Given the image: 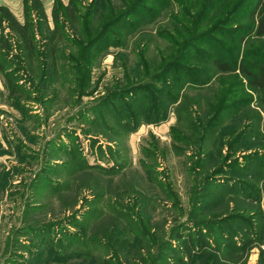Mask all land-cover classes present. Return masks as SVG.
I'll list each match as a JSON object with an SVG mask.
<instances>
[{"label":"rangeland","instance_id":"1","mask_svg":"<svg viewBox=\"0 0 264 264\" xmlns=\"http://www.w3.org/2000/svg\"><path fill=\"white\" fill-rule=\"evenodd\" d=\"M172 1L171 7L162 10L152 6L154 0H144L141 8L101 31V40L93 45L92 53L87 46L77 49L71 40L60 39L56 72H46L47 76L41 36L35 37L33 55L20 45L16 35H9L8 28H0V264H106L103 258L111 260L107 264H147V248L143 242L137 243L134 232L141 222L133 225L134 230L121 219L115 220L109 207V197L115 192L125 193L131 185L136 190L120 195L132 201L140 194L134 210L144 212L143 217L148 213L151 230L160 234L161 228L187 221L188 227L180 231L190 238L202 229L207 249L189 264H216L214 259L222 264H264V111L245 87V79L214 71L207 84L182 90L157 122H145L140 117L138 123L142 122L128 131L119 126L120 120H125L130 127L132 119L124 112H119L120 120H114L121 103L110 98V91L124 83L125 69L135 67L139 50L146 48V57L152 61L167 49L159 33L172 32L171 13L179 11V1L205 5L206 10L209 8L207 16H214L221 8L229 12L234 9L237 14L253 3ZM55 2L64 12L62 6L68 0H42L51 27ZM90 2L79 0V11L85 14ZM143 8L159 9L160 13L140 21L149 15ZM95 13L106 18L110 11L100 8ZM244 14L232 15L228 35L238 38V57L245 50L262 56L264 43L254 41L252 33L244 30ZM131 22L138 27L124 31ZM9 36L8 45L3 44ZM75 36L81 38L77 33ZM114 37H120L123 44L104 48ZM224 44L230 51L234 45ZM193 47L200 48L196 43ZM75 54L79 55L78 69L72 68ZM5 79L13 92L7 90ZM248 98L252 100L245 109L259 113V119L244 144L250 143L255 149L244 153L236 150L230 160L225 159L226 147L220 144L224 138L219 136L246 130V123L236 122L235 115L243 106L236 101ZM220 106L227 109L202 142L203 147L197 144L189 148L188 141L195 142L198 136L192 122L198 125L208 120ZM236 107L239 109L234 112ZM243 154L256 158L250 160ZM248 166L257 171L256 177L245 174ZM155 177L171 184L181 207H172L174 202L167 200ZM251 188L259 190L255 199L244 198L241 193ZM232 216L253 218L248 224L250 230ZM202 221L222 222L213 231ZM112 230L121 233L116 240L110 238ZM250 238L254 239L251 244ZM171 243L178 251H166L157 264L186 261L183 240L172 239Z\"/></svg>","mask_w":264,"mask_h":264},{"label":"trees","instance_id":"2","mask_svg":"<svg viewBox=\"0 0 264 264\" xmlns=\"http://www.w3.org/2000/svg\"><path fill=\"white\" fill-rule=\"evenodd\" d=\"M154 1L155 3L152 6H159V9L162 8V10L168 9L169 6L171 7L173 5L172 0ZM252 1L253 3L247 11L240 9L236 14L232 8L230 12L225 8H221L214 16H207V10L209 11V8L206 10V6L198 2L195 4L185 1L177 2L180 7L179 11L171 13L172 32L163 31L159 33L165 42H167V49L161 52L158 59L152 61L146 57V48L139 50L137 54L138 62L135 67L125 69L124 83L119 86H114V89L110 91V98L117 99L121 103V108L115 111L114 120H120L118 117L120 115L119 112L121 114L124 112L126 116L132 119L130 127H128L125 120H120L122 124L117 122L119 126L126 128L128 131H132L136 128L137 124L142 122L139 121L138 123L140 117L145 122H149V120L157 122L163 119L168 106L180 98L179 93L182 90L200 88L207 84L210 81L211 73L214 71L235 74L245 79L243 82L245 87L254 93L256 105L264 111V55L253 56L245 50L238 57L240 53L238 38L230 37L228 35L229 31L227 30V27L232 22V15L241 17V13L245 12V24L248 26H244V30L252 33L254 41L259 40L264 43V0ZM141 2H144V0H91L85 14L81 13L78 9L77 3H79V0H68L67 4L62 6L64 12L60 10L59 3L55 2L52 7L53 27H51L41 0H23L24 20L22 23L17 20L8 7L0 5V28H8L9 35H16L20 40V45L33 55L36 52L35 37L37 34L41 36L45 47L46 61L44 68L45 75L47 76L46 72L50 74L56 72L60 39L71 40L73 46L77 49L87 46L88 52L92 53L94 49L93 45L101 40L99 39L101 31L116 25L125 14L128 15L137 8H141ZM100 8L108 9L110 14L106 18L104 15H97L99 11L97 13L95 12ZM159 9H144L149 15H147L148 17L141 18L140 21L145 18L148 21L152 17H155L160 13ZM32 12L34 13V17L32 16ZM218 13L224 14L222 17H218ZM208 20H211L209 21L210 23H206ZM203 24H207L205 25L206 27ZM137 27V23L131 22L128 23V29L124 31H130ZM76 33L81 35V38H76ZM210 33L211 35H208ZM9 40L10 36L3 40V44L8 45ZM224 41L228 44H234L233 47H230L232 49L231 51L228 49V45L224 44ZM111 42L105 45L104 48L108 45L123 44L120 37H114ZM195 43L199 44L200 48L193 47ZM78 56L75 54L72 57L73 59L71 58L74 64L72 68L78 69L80 66ZM251 58H255L254 61ZM0 70H3L1 63ZM5 86L7 90L10 89L6 79ZM10 91L13 92L11 89ZM138 94L141 96L138 97ZM128 97H132V101H129ZM251 100L252 98H248V100L242 101L248 103ZM243 102L236 101V104L241 103L243 106L235 115L237 117H235V121L243 124L246 123V130L231 135L232 132H235V130H232L226 136L223 134L219 136V139L224 138L220 144L226 147V155L223 156L225 159L230 160L236 150L244 153L255 149L250 143H244L246 141L249 142L250 133L255 130L259 113H253V109H250L251 111L248 112L245 108H249V103L245 104ZM239 107H236L234 112H237ZM225 108L227 109L225 106H220L218 110L215 109L213 116L208 120H204V122L201 121V124L198 123L196 125V123L192 122L194 132L196 130L198 136L195 135V142L189 143L188 141L187 146L189 148L197 146V144L199 148L203 147L202 142L210 135L211 130L215 127L216 121L220 120L221 113ZM228 108L231 109V106H228ZM203 154L205 153L201 152V155ZM242 156L244 158L248 157L250 160L256 158L249 154H243ZM144 165L149 169L151 168V171H155L153 167ZM261 167H264V163L261 164ZM245 174L250 177H256L257 171L252 166H248L246 167ZM155 180L162 187L165 194H167L165 196L169 198L167 200L174 202L172 207L177 209L180 206V202L175 197L171 189V184L169 182H163L159 178L157 179V177H155ZM129 189L133 191L134 189L136 190V187L134 185L128 186L125 193L119 192L116 194L115 192L114 197L110 196L109 207L114 211V219L116 216L115 220L118 221L121 219V222L123 221L127 226L133 227L134 230L136 227L133 225L140 224L141 222L139 225L140 228H136L134 232L138 240L137 243L143 242L144 247L147 248V264H154L155 262L157 264L168 250L178 251V248L172 245V239L183 240L184 247L182 248V252L186 256V261L180 259L179 262H183L181 264H189L195 258L197 259L202 256V250H206L208 244L207 237L201 231L202 229H199L198 234L193 237L185 238L180 230L188 227V223L187 221H181L175 223V225H170L166 229L161 228L160 234L156 233L150 229V216L148 213H145L143 217L144 212L134 210L139 205L140 194L133 197L132 201L124 198L125 195L127 196L131 192ZM255 193H259V190L251 188L250 191L241 194L244 198L251 197L255 199ZM121 204H125V208L121 207ZM242 209L244 210V208ZM189 216L190 214L188 213ZM232 218L234 220L236 219L241 227H246L250 223V220H253L251 217V219H248L241 216H232ZM200 223L203 226H209L213 231L215 230V225L220 224L214 221H202ZM248 227L250 230L251 226L248 225ZM253 230L255 229L253 228ZM110 234V238L116 240L121 233L120 231L115 232L112 230ZM96 239V236H94L93 240L95 242H97ZM249 241V244H251L254 242V239L252 240L250 238ZM102 261L107 264L111 260L109 258H103ZM214 261H216V264H222L217 259H214ZM209 264H214V262H210Z\"/></svg>","mask_w":264,"mask_h":264},{"label":"crops","instance_id":"3","mask_svg":"<svg viewBox=\"0 0 264 264\" xmlns=\"http://www.w3.org/2000/svg\"><path fill=\"white\" fill-rule=\"evenodd\" d=\"M0 5L8 7L17 20L23 22V0H0Z\"/></svg>","mask_w":264,"mask_h":264}]
</instances>
